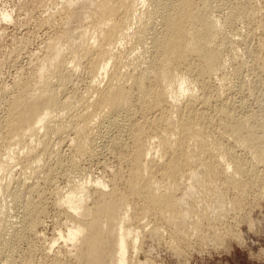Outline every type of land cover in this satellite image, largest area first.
Wrapping results in <instances>:
<instances>
[{
    "label": "bare ground",
    "instance_id": "obj_1",
    "mask_svg": "<svg viewBox=\"0 0 264 264\" xmlns=\"http://www.w3.org/2000/svg\"><path fill=\"white\" fill-rule=\"evenodd\" d=\"M255 1L49 3L42 56L0 87V264H158L139 246L144 234L167 233L180 259L195 238L217 244L214 222L264 184V111L234 100L264 83ZM0 21L13 23L12 11ZM79 74L90 79L84 94L70 91ZM100 151L114 162L102 165L108 175H86ZM52 187L48 237L38 229Z\"/></svg>",
    "mask_w": 264,
    "mask_h": 264
},
{
    "label": "rangeland",
    "instance_id": "obj_2",
    "mask_svg": "<svg viewBox=\"0 0 264 264\" xmlns=\"http://www.w3.org/2000/svg\"><path fill=\"white\" fill-rule=\"evenodd\" d=\"M44 2H45V4H44ZM34 3L36 5V7L33 5ZM49 3L52 5L53 3H55V0H0V12H1L2 8L6 7L9 11H12V17H13V23L8 24V23H4V22L0 21V87H2V86L5 87V85H6V87H8V86H10L9 84L16 81L17 78H18L17 81H20V79L22 80L23 78H25V74L27 75V73L29 72V70L31 69L33 64L35 63L34 60L39 59V55L42 56V52L41 53L39 52L41 47L40 48L38 47V49H37V46H43L42 41H44V40L46 41V38H48L49 35H51L50 33L54 32L53 28L49 27V29H47L48 26L42 27L40 25L42 19H44L46 17V16L44 17V15H47L46 9L50 5ZM258 4H259V6H257ZM42 6H43V8H42ZM255 6L257 7L258 10H259V8L261 9V10H259L261 12V14H264V0H261V2H260V0L255 1ZM37 8H41L42 10L37 9ZM220 13H222V12H220ZM220 13L215 12L214 15H216V16L221 15ZM40 14L42 15L41 17H40ZM33 16H34V18H33ZM37 23H39V24L36 26ZM39 25L41 26L40 28H42V29L39 28ZM50 28H51V30H50ZM49 30H50V33L48 32ZM225 31L227 33L230 32L229 30L227 31L226 29H225ZM260 34H261V32L259 30H257V32L255 31V38L253 40L255 43H251V44L256 45V41H257L256 38H258L260 36ZM46 36H48V37H46ZM20 39H22V41ZM27 40H28V44L25 43ZM29 40L30 41L32 40L31 44H30ZM20 41L22 43H20ZM25 44L27 46L29 45L30 47L29 46L27 47ZM39 44H42V45H39ZM24 45H25V47H27V50L24 47ZM20 47L23 50L18 53V50H20L19 49ZM15 50H16V52H15ZM36 51L39 54L35 53ZM15 53L16 54L18 53V54L15 55ZM32 53L34 56L32 55ZM9 56H11V57H9ZM41 56H40V58H41ZM30 57H32V58L30 59ZM35 57H37V58H35ZM28 58L30 59L31 63L33 61L32 64L29 63L30 61ZM29 64L31 65L30 68L28 67ZM23 73H24V75H23ZM79 76H80L79 80L81 81V83L83 81V84H85V85L78 82L79 83V85L77 84L78 87L77 88L75 87L74 89H73V87H71L72 89L70 91L71 92L74 90L78 91V88H79V90H80L79 92L81 94H84L83 88L86 91V85L90 82V79L88 81V79H87L88 77L85 76L84 74H79ZM254 77H255L254 75L251 76L249 73H247V75L245 77L246 84H247V80H248V85L252 87V85L254 84L252 82H254V80H255ZM81 79H83V80H81ZM84 79H86L87 83H86V81L84 82ZM7 83H8V85H7ZM246 84H245V87H246ZM249 86L247 88H250ZM262 87H264V83L262 84ZM262 87L260 88L261 91L259 90L257 92V94H255L256 96L252 94L253 97L251 96V94H249L248 91H245V94L247 92V94L249 96L247 94L246 95L242 94V97H241L240 94L237 96V94L234 93V98L236 97L234 100L239 101L241 98L242 99L244 98V100L247 99V100H245V104L249 108H246V110H248L249 113L254 112V114L256 112L257 113L259 112L258 114L256 113L255 115L262 117L263 115H262L261 109H263V111H264V108H263L264 102L257 100V99H260V100L263 99L262 96L264 95V88H262ZM247 88H246V90H247ZM80 93H77V94L81 95ZM246 96H248V97L246 98ZM257 97H259V98H257ZM246 101H247V103H246ZM260 102H262V104ZM257 103L262 108L261 107L259 108V105ZM260 112H261L262 116L259 115ZM100 152H98L96 154L97 156L95 155L94 159L91 160V164H90V162L84 163L88 167V169H87V168H85L86 166L84 165L85 166L84 168L87 169V171L85 173L86 175L89 176V174H90V175H92L91 177L104 176L103 174H105L106 176L108 175V173L105 172V170H103V166L104 165L105 166H112L111 164H113L114 162H111L113 160H110L112 158L107 155V152H101V154H99ZM238 152H237V155L239 156L238 160L241 162L246 161L245 155H241L242 152H239V154H240L239 155ZM104 159H106L108 162L104 161ZM99 163H101V164H99ZM109 163H110V165H109ZM15 168L17 170L19 167L16 166ZM63 178H67V177H63ZM63 178H58L57 183H55L53 186L54 188L56 187L55 189L59 188L58 186H60V187L63 186L60 189H62L66 186L67 181H66V179H63ZM29 181L28 182L30 184L32 180H29ZM217 182L223 183V177L219 178L217 180ZM57 184H59V185H57ZM219 185H220L219 186L220 191L224 192L225 191L224 187L221 184H219ZM53 187L50 189L48 188V190L46 192V197H47L46 198L47 202L45 200V202H46L45 208H47L46 209V216H45L46 218H44L45 220L43 219L44 224L41 223L42 226H40L38 229L39 230L38 233H41L42 235H46L48 237L51 236V233H52L51 230L54 229L55 220L57 219L56 215H55V208H53L54 206H53V200L52 199L54 197H53V195H51V193L53 194V192L49 193V195L47 196L49 191H53V189H54ZM248 193L249 192L246 193L247 194L246 196L244 195L241 198V204L242 205H239V207L237 206L234 208L231 207V210H229L230 207H227L225 209V213L227 212V214L224 213L225 216L223 215V217H221L223 220L221 218H218V220H216L214 222L215 227L218 226V229L216 227L217 237L220 238V239H218L219 241L217 242V244H214V245L201 244L200 240L198 238H195L193 240L194 241L193 246L194 247L196 246L195 249L187 250V255L184 257V259H180L178 257V255L175 253V250L172 249L173 246L172 247L170 246L169 237H168L169 235H166L167 233L163 234L162 237L156 236L152 239H151V237L150 238L148 237L149 236L148 234H144L142 236V238H140V240L141 239L142 240L139 242L140 243L139 246L142 249V251H144L145 255L148 254L147 256H149L151 259H153L158 264H264V184L260 188L258 187V188L250 190V193L249 194ZM48 199H49V201H48ZM10 206L11 205L9 204L7 206V208ZM201 206L203 209L206 208V210H208L209 208L216 210L215 207L210 206V204H207V202L202 203ZM207 207H208V209H207ZM238 208H240L241 211L237 210ZM227 209L230 212L233 211L234 213L233 214L229 213V211ZM14 210H16V209H14ZM14 210L12 211L10 209L9 212H11V211L14 212ZM219 219L221 221H219ZM248 219L258 221L256 229L252 230V228L249 227V225L247 223ZM222 223H223V225H222ZM201 225L204 226L203 222H200V226ZM236 235L239 236V238L241 239V242H239V238H237ZM235 236H236V239H235ZM196 242H198V243H196ZM197 247H198V249H197ZM148 249L150 251H147Z\"/></svg>",
    "mask_w": 264,
    "mask_h": 264
}]
</instances>
